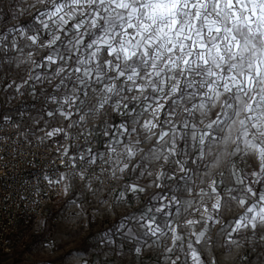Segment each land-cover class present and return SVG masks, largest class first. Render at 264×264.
Wrapping results in <instances>:
<instances>
[{
  "label": "snow or ice",
  "instance_id": "1",
  "mask_svg": "<svg viewBox=\"0 0 264 264\" xmlns=\"http://www.w3.org/2000/svg\"><path fill=\"white\" fill-rule=\"evenodd\" d=\"M8 7L30 19L0 27V93L34 101L24 141L39 131L67 169L44 179L140 202L97 246L149 264H219L216 237L264 248V0Z\"/></svg>",
  "mask_w": 264,
  "mask_h": 264
},
{
  "label": "rangeland",
  "instance_id": "2",
  "mask_svg": "<svg viewBox=\"0 0 264 264\" xmlns=\"http://www.w3.org/2000/svg\"><path fill=\"white\" fill-rule=\"evenodd\" d=\"M31 2V0H29ZM13 0H3L0 11V27L26 22L30 16L20 20L12 18V9L8 5ZM32 98L10 96L5 103V94L0 93V112L11 115L13 121L20 122L19 111L25 115L21 127L27 131L33 125L35 111L31 110ZM41 133L36 132L34 138ZM104 200V203H100ZM75 201V203L73 202ZM140 202L123 204L114 201V195L108 196L104 189H98L95 195L86 191L82 185L74 183L67 195H62L46 205L40 219L27 230H21L27 236L24 249L14 248L10 254L0 255V264H149V256L138 259L126 246L122 255H116L105 245L97 246V234L115 226L120 217L136 211ZM219 264H241L239 255L247 257L248 264H264V248L259 244L253 247L245 243L242 249H231L215 238V247L208 253Z\"/></svg>",
  "mask_w": 264,
  "mask_h": 264
},
{
  "label": "built area",
  "instance_id": "3",
  "mask_svg": "<svg viewBox=\"0 0 264 264\" xmlns=\"http://www.w3.org/2000/svg\"><path fill=\"white\" fill-rule=\"evenodd\" d=\"M23 132L22 127L10 124L0 129V136L6 137L0 140V255L24 249L27 236L21 230L31 228L46 205L63 193L61 186L49 185L44 179L45 175L55 179L57 169L67 171L59 162L56 145L48 146L50 142L40 143L34 137L25 142Z\"/></svg>",
  "mask_w": 264,
  "mask_h": 264
}]
</instances>
